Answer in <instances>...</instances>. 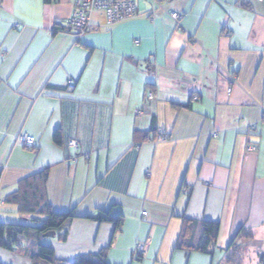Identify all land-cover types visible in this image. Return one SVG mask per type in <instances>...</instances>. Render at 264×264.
<instances>
[{"label":"crops","instance_id":"crops-1","mask_svg":"<svg viewBox=\"0 0 264 264\" xmlns=\"http://www.w3.org/2000/svg\"><path fill=\"white\" fill-rule=\"evenodd\" d=\"M73 3L0 0V221L29 223L5 199L48 167L51 210L73 215L47 243L57 259L220 264L241 228L263 248L264 0H137L136 17L94 11L80 34L64 28ZM188 221L217 223L215 246L180 248ZM0 264L29 263L0 247Z\"/></svg>","mask_w":264,"mask_h":264},{"label":"trees","instance_id":"trees-1","mask_svg":"<svg viewBox=\"0 0 264 264\" xmlns=\"http://www.w3.org/2000/svg\"><path fill=\"white\" fill-rule=\"evenodd\" d=\"M55 143L60 144V131L53 135ZM36 151L35 149H31ZM48 167L26 179L19 190L5 199L6 203L14 204L22 214L31 216L29 223L9 224L0 221V247L10 252H17L29 264H105V250L97 253L98 261L94 255H78L71 260H60L55 257L54 248L43 240L52 233L61 240L66 238V225L73 217L71 212H55L46 197V181ZM98 223L110 222L115 230L121 227V216H111L109 212H100L88 216ZM218 225L213 222L188 221L185 225V236L178 241V246L185 251L207 252L211 246H215ZM52 238V237H51ZM253 239L252 230L241 228L228 248L221 253L220 264H243L239 259L240 249L248 241ZM217 253V252H216ZM219 253V252H218ZM133 257L141 259L132 251ZM259 264H264V246L260 251Z\"/></svg>","mask_w":264,"mask_h":264},{"label":"built area","instance_id":"built-area-1","mask_svg":"<svg viewBox=\"0 0 264 264\" xmlns=\"http://www.w3.org/2000/svg\"><path fill=\"white\" fill-rule=\"evenodd\" d=\"M137 0H74L70 16L64 22V28L75 34H80L92 29L91 15L94 11H102L108 25H114L119 22L132 19L137 16ZM153 5H159L161 0H150ZM170 17L174 20L176 28H180V20L183 15L172 11ZM227 93L231 88H227ZM152 90H147V99H153ZM164 136L160 135L159 140ZM17 143L27 149L36 148V139L28 133H20L17 136ZM69 145L77 147L75 140H69ZM145 215V213H143ZM149 241L137 242L134 247V253L138 256H145L148 250Z\"/></svg>","mask_w":264,"mask_h":264},{"label":"rangeland","instance_id":"rangeland-1","mask_svg":"<svg viewBox=\"0 0 264 264\" xmlns=\"http://www.w3.org/2000/svg\"><path fill=\"white\" fill-rule=\"evenodd\" d=\"M51 239H52L51 237H48L43 241L44 243H48L51 241ZM260 251H263V248L257 249L255 245L254 246L244 245L240 249L239 259L242 260L243 264H259ZM236 261L237 260H234V264L236 263Z\"/></svg>","mask_w":264,"mask_h":264},{"label":"water","instance_id":"water-1","mask_svg":"<svg viewBox=\"0 0 264 264\" xmlns=\"http://www.w3.org/2000/svg\"><path fill=\"white\" fill-rule=\"evenodd\" d=\"M53 236H55V234H54V233H52V234L50 235V237H53Z\"/></svg>","mask_w":264,"mask_h":264},{"label":"bare ground","instance_id":"bare-ground-1","mask_svg":"<svg viewBox=\"0 0 264 264\" xmlns=\"http://www.w3.org/2000/svg\"><path fill=\"white\" fill-rule=\"evenodd\" d=\"M18 135H19V134H18ZM18 135H17V136H18ZM16 143H17V137H16ZM17 144H18V143H17ZM18 145H19V144H18Z\"/></svg>","mask_w":264,"mask_h":264}]
</instances>
